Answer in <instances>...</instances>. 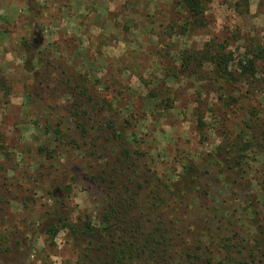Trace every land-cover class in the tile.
Instances as JSON below:
<instances>
[{
  "label": "rangeland",
  "instance_id": "obj_1",
  "mask_svg": "<svg viewBox=\"0 0 264 264\" xmlns=\"http://www.w3.org/2000/svg\"><path fill=\"white\" fill-rule=\"evenodd\" d=\"M62 1L0 0V14L13 11L8 16L18 22L0 25L13 34L10 41L18 40L6 49L21 58L11 72H0V236L12 249L0 253V264H76L64 232L50 242L44 230L54 221L53 209L76 223L86 216L94 221L102 211L101 192L83 176L113 167L119 156V141L96 132L102 118L134 134L128 147L142 186L136 203L151 219L168 221L172 241L164 261L206 264L212 254L219 258L223 254L211 242L218 235L229 237L245 260L254 238L259 259L264 154L247 147L239 163L233 151L216 147L236 143L246 125L264 129V59L252 77L239 75L237 64L256 46L264 48V0H206L196 26L176 6L178 0H117L109 12L99 0H87L77 14L78 31L57 36ZM4 5L10 8L4 11ZM90 23L103 30L89 32ZM119 40L122 50L114 49ZM107 42L112 59L102 54ZM217 45L228 56L229 78L215 74L205 56ZM79 75L88 76V93L115 104L99 115L89 113L88 137L82 140L68 88ZM109 81L115 84L106 91ZM55 125L63 134L59 140ZM250 137L241 140L248 143ZM247 262L264 264V258Z\"/></svg>",
  "mask_w": 264,
  "mask_h": 264
},
{
  "label": "trees",
  "instance_id": "obj_2",
  "mask_svg": "<svg viewBox=\"0 0 264 264\" xmlns=\"http://www.w3.org/2000/svg\"><path fill=\"white\" fill-rule=\"evenodd\" d=\"M241 1L245 5L247 4V0ZM204 3H206V0H178L176 6L181 7L186 13V18L190 20L192 25L196 26L198 23L202 24L201 18L204 13ZM220 50V46L217 45L213 51L209 49L205 51V56L213 65L215 74L229 78L231 76L230 71L227 70L229 59ZM244 58V62H237L240 71L239 75L252 77L256 73V62L264 59V48L256 46V49L246 53ZM78 77L79 82L68 86V88L71 89V97L73 98L71 115L77 118L78 137L79 140H82V138L88 137L89 113L94 112L99 115L105 106L111 109L115 108V104L111 100L106 99V95L98 97L97 94L88 93L85 86L86 83H89L88 76L79 75ZM68 82L69 80L66 79L65 83L67 84ZM113 82L109 81L108 84L104 85V89L107 91L111 86L110 84H115ZM149 96H153V94L151 93ZM124 121L126 120L124 119ZM198 122L200 123V121ZM54 128L55 139L59 140L60 136L63 135L62 131L57 128V125ZM253 131L246 125L245 130L237 134L239 140L236 143L229 144L224 142L216 148L219 150L222 146L224 148L227 147L229 151L234 152L236 157L233 158L239 163L244 158V155H241V151L246 150L247 147L255 145L254 150L256 153L263 156L264 129L259 125V131H254L255 133ZM96 132L100 135L106 134L109 138L119 141V156H117V162L113 167H102L95 173L90 172L87 175L86 173L83 175L88 180L89 186H94L101 192L102 202L105 203L104 207L94 221L86 216L83 220L77 221V223L71 222L65 214L53 209L52 218L54 221L44 230L46 240L51 242L58 232L63 231L65 242L76 252V264H178L175 261L170 263L166 260L164 261L166 245L172 241L167 229L168 221L158 216L151 219L136 203L142 186L139 181L135 180L137 176L135 162L131 159L132 152H130L128 147L130 140L135 141L134 134L132 131L127 133L120 127L115 128L112 121L106 118H102V124L98 123ZM251 132L254 134L252 135ZM248 133L251 136L249 139L251 141L243 143L241 135L246 137ZM98 137V135H95L91 139L94 140ZM72 144L79 148V144L75 141ZM94 146L91 142L90 147ZM37 150L38 152L41 151L39 148ZM94 153L95 151H88V156H93ZM134 154H138L136 150H134ZM88 166L90 167L91 165ZM179 166L182 173L184 166ZM76 169L78 171L82 168L78 167ZM162 200L159 199V202H163ZM251 213H258V209H254ZM179 219L174 215L170 216L172 222H178ZM176 234L178 239L184 243L185 237L181 233ZM216 240L219 242H216ZM221 240L228 241V244L224 243V241L221 242ZM251 241L253 242L251 246L253 251H249L248 260L253 262L261 261L264 258V252L260 255L261 259H256V252L260 251L259 243L254 238ZM211 242L217 247V251L223 255H220L219 258L216 257L217 254L210 255L205 260L206 264H213V261L216 264H248V260H245L243 255H240V251L234 249L236 245L229 237L223 239L221 235H218L217 238H212ZM11 251V247L6 244V237L0 236V253H10Z\"/></svg>",
  "mask_w": 264,
  "mask_h": 264
},
{
  "label": "crops",
  "instance_id": "obj_3",
  "mask_svg": "<svg viewBox=\"0 0 264 264\" xmlns=\"http://www.w3.org/2000/svg\"><path fill=\"white\" fill-rule=\"evenodd\" d=\"M66 2V3H65ZM84 2H90V1H87V0H65V1H62L61 4L58 5L57 7V12H58V16H57V19H56V24L58 25V27L60 28L58 33H57V36H64L65 34H68L71 32V34H73V32L75 33V31H78V23H77V14L81 13L83 11V9H85V5L86 3ZM99 4H104V8H106V11L109 12V11H112L113 7L117 4V0H99ZM1 8L5 11V9H9L10 7L9 6H6L4 5L1 6ZM2 12V11H0ZM11 13H13V11L11 12H6L7 14V17L0 14V25H18V22L15 20L17 18H12L10 19V16H11ZM10 15V16H8ZM104 17V15H102ZM3 20V21H2ZM4 20L6 22H4ZM2 21V22H1ZM70 22V25L72 27V31H69V28L68 26H63L65 25L66 23H69ZM101 23V21H100ZM100 23H94V24H89L90 27H89V32L91 31H95L96 30V33H99L101 30L100 28ZM11 26H9L11 28ZM103 26H105L103 24ZM73 28H74V31H73ZM57 29V28H56ZM13 34H11V32L7 31L5 32L4 29H1L0 28V72L1 73H8V72H11V69H13L14 67L17 66V61L19 62L18 64H20L21 62V58H20V55H15L11 52L10 49H6V47L9 46L10 43H12L13 45L14 44H17L18 43V40L17 38L13 39V42L12 40L10 41L9 39H11ZM76 36V35H75ZM7 37V39H5ZM62 38H65V37H62ZM74 37H71V39H73ZM109 41V39H108ZM61 49H63V44H61L59 46ZM103 49H102V54H104V57H107V58H111L112 59V55L110 54V52L108 50H111V52H114L113 51V46L109 45L108 42L106 44H104V46H102ZM124 47V42H121V40H119L117 42V44L114 46V49L116 50H122V48ZM64 49H67L64 48ZM71 51H68V52H65V54H70ZM113 54V53H112ZM115 56V55H114Z\"/></svg>",
  "mask_w": 264,
  "mask_h": 264
}]
</instances>
